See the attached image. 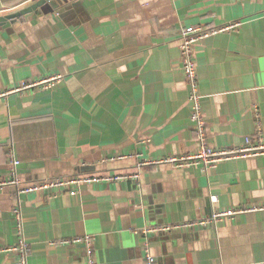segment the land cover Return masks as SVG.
<instances>
[{
  "label": "crops",
  "instance_id": "crops-1",
  "mask_svg": "<svg viewBox=\"0 0 264 264\" xmlns=\"http://www.w3.org/2000/svg\"><path fill=\"white\" fill-rule=\"evenodd\" d=\"M37 0H0L11 18ZM47 2L0 25V92L51 73V88L0 95V179L9 157L21 185L77 173L138 170L136 156L159 158L197 147L180 53L183 25L239 22L196 43L198 85L210 142L241 145L264 136V0H67ZM132 154V155H130ZM118 155H125L117 158ZM0 189V264H16L13 206L20 201L29 264H251L264 261V209L216 225L153 233L145 227L198 219L213 207L264 205V156L215 167L145 164L137 179L83 183L78 192ZM217 195L215 202L210 196ZM137 230V232H136Z\"/></svg>",
  "mask_w": 264,
  "mask_h": 264
},
{
  "label": "built area",
  "instance_id": "built-area-1",
  "mask_svg": "<svg viewBox=\"0 0 264 264\" xmlns=\"http://www.w3.org/2000/svg\"><path fill=\"white\" fill-rule=\"evenodd\" d=\"M239 22L227 23L221 26L215 25H183L180 30V53L183 64V70L188 86V99L191 104L190 119L195 128V139L197 147L191 153L170 154L159 158H145L141 153L133 154L136 156V164L138 170L134 172H123L115 174L90 175L77 173L70 176L45 178L35 183L21 185V180L17 175L15 166L20 163L13 155L9 157L10 176L0 179V189L9 185L16 187L18 195L24 193H37L39 191L51 192L58 194L67 190L71 195L78 192V187L83 183H91L97 181L116 182L120 180L137 179L140 177V168L145 164L172 163L176 167L184 166H200L203 169L215 167L220 161L232 160L243 157L264 156V136L261 132V120L257 117L258 126L255 135L247 136L244 142L235 147H217L210 142L207 122L204 117L203 106L201 102L202 94L198 85V64L195 56L196 43L211 34L222 30L237 27ZM63 75L61 73H51L45 77L37 79L22 80L12 86L7 91L0 92L5 95L8 91H27L51 88L57 83ZM132 155V154H130ZM125 155H118L117 158H123ZM211 201L217 200V195L210 196ZM264 205L253 206H237L216 208L213 207L210 215L202 216L198 219L188 221H178L174 223H166L156 226H149L142 229L146 238L153 234L163 231H176L185 227H194L197 224L216 225L219 221L230 219L238 213H244L254 210H263ZM14 228L16 229L18 238L16 243L4 250H12L17 253L16 264H29V256L31 254V245L24 235V218L20 201L13 206ZM137 232V230H136ZM146 239L144 263L156 264V257L151 253L149 244ZM53 244L60 243L64 245L84 244L86 247L87 264H96L94 257V237L90 234L83 236L66 237L52 241ZM251 264H264V261H254Z\"/></svg>",
  "mask_w": 264,
  "mask_h": 264
},
{
  "label": "water",
  "instance_id": "water-1",
  "mask_svg": "<svg viewBox=\"0 0 264 264\" xmlns=\"http://www.w3.org/2000/svg\"><path fill=\"white\" fill-rule=\"evenodd\" d=\"M63 1H67V0H37L32 5L25 7L19 11H16L15 13H11L10 15H11V18H13V19H10L6 15H0V25L6 26V25H9L10 23H12L15 20V18H17V17L29 16L34 9H36L37 7H40L41 5H43L47 2H50L52 5L56 6V5H58V4H56V2L61 4Z\"/></svg>",
  "mask_w": 264,
  "mask_h": 264
}]
</instances>
